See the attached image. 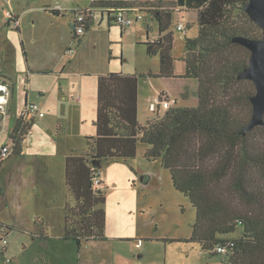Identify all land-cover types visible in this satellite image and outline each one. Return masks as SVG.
<instances>
[{"label": "rangeland", "instance_id": "374dc122", "mask_svg": "<svg viewBox=\"0 0 264 264\" xmlns=\"http://www.w3.org/2000/svg\"><path fill=\"white\" fill-rule=\"evenodd\" d=\"M88 1L0 0V74L9 75L14 86L13 96L10 99L8 94L7 101L3 98L5 92L0 90L3 105V109L0 108V151L7 143L13 145L11 132L27 100L46 99L48 109L46 116L37 118L26 135L27 152L21 155L12 152L0 169L3 189L0 220L21 228L8 232L7 226L0 223V264H43V261L49 264L47 259H51L52 264H226L224 254L212 255L199 243L184 240L191 236L196 208L188 196L175 189L170 173L164 176L162 186L157 181L152 185L144 184L135 172L132 159L102 162V171L107 177L103 207L107 211L108 241H85L79 249L76 240L60 236L63 217L59 209L49 211V193L41 196V200L34 194L38 184L33 185L37 180L33 167L37 161L31 158H35L40 149H44L45 155L50 154L49 146L39 137L57 133V126L49 121L54 118L50 106L55 105L54 99L61 87L78 90L75 98L85 107L84 126L87 128L96 115L94 89L98 74L118 72L139 76L140 121L144 124L163 114L164 109L160 114L151 109L162 91L169 93L172 99L178 96L180 105L197 103V82L183 78L186 70L184 37L198 34L193 10L184 8L175 12L170 27L174 34L175 77L157 78L142 75L160 69L159 56L149 55L144 43L158 35L157 20L145 11L143 19L126 29L115 20L110 26L104 21L75 37L71 9ZM60 9L67 13L66 17L53 15ZM7 12L20 15L18 24L22 33ZM179 22L185 24L184 31L177 28ZM183 82L189 84L182 87ZM6 83L5 78L0 77V86ZM247 88L243 84L236 93L245 94ZM235 105L245 111L241 102ZM250 140L264 146V129L253 130ZM147 147L148 144L139 142L140 153ZM20 173L24 179L19 178ZM231 199L237 198L232 196ZM44 212L51 214L50 222H46L51 232L48 239L33 235V232L38 233L34 215ZM3 238H7V243ZM139 240L143 242L142 248H137ZM140 252L143 256H138Z\"/></svg>", "mask_w": 264, "mask_h": 264}, {"label": "trees", "instance_id": "16d2710c", "mask_svg": "<svg viewBox=\"0 0 264 264\" xmlns=\"http://www.w3.org/2000/svg\"><path fill=\"white\" fill-rule=\"evenodd\" d=\"M247 1L91 0L86 7L89 11L109 13L111 19L117 9L127 8L142 14L148 11L157 20L158 35L144 43L149 55L159 56L160 69L142 75L158 78L175 77L174 34L170 27L176 9L195 10L198 34L184 37L183 78L197 82V103L180 105L176 98L162 115L163 109L158 108L154 112L160 116L141 124L139 76L118 72L100 75L98 132L90 137L96 155L82 177L68 174L77 196V205L72 209L80 217L72 223L67 221L66 238L79 245L85 238L107 239L105 185L95 184L96 163L101 159L134 158L141 142L148 144L145 157L160 160L170 171L174 187L188 196L196 208L191 236L184 240L199 243L212 255L224 254L226 264H264V146L250 140L252 131L264 129V125L241 134L251 117L250 98L256 88L251 80L238 78L248 65L251 52L233 41L237 35L262 36L261 28L243 10ZM87 9L81 23L83 31L90 30L95 20ZM15 19L19 22L20 17L16 15ZM79 25L75 19V34ZM16 27L19 29V24ZM119 81L131 84V90H121L123 82L119 85ZM243 84L248 91L237 94ZM236 102H241L245 111ZM36 119L25 122L18 118L11 132L16 152ZM4 160L0 158V165ZM232 196L237 199L232 200ZM218 245L226 250L218 252Z\"/></svg>", "mask_w": 264, "mask_h": 264}, {"label": "crops", "instance_id": "0c3cea01", "mask_svg": "<svg viewBox=\"0 0 264 264\" xmlns=\"http://www.w3.org/2000/svg\"><path fill=\"white\" fill-rule=\"evenodd\" d=\"M90 3H91V0H89L88 2H85L84 4L78 5L75 8H72L71 9V22L74 23L75 21L73 10H75L76 8L84 9L88 7ZM181 9H184V8L178 7L175 12L177 11L181 12L182 11ZM59 11L60 13H53V15L58 16V17H66L67 15L66 12H62L61 9ZM193 11L196 13L195 21H197V12L195 10ZM129 13L130 15L138 14L137 11H131ZM143 18H144V15H143ZM104 21H107L108 25L110 26L112 22L114 21V19L113 18L111 19V14L109 13L96 12L95 20L92 22L93 24L91 25V27H94L96 24L102 25ZM137 21L138 20H136L135 22ZM149 27L151 26L149 25ZM121 28L126 29L122 26ZM18 30L20 33H22L21 27H19ZM86 32L87 31H84V34H86ZM147 34H148V30H147ZM75 35L79 37L80 34H75ZM153 73H156V72H153ZM100 75H106V74L97 75V85H96V88L94 89L96 93V115H95V118L92 120V123L90 124V126L88 128L84 126L85 125V121H84L85 114H84L83 109L85 107H83L82 105H79V101L77 100V98H75V93H77L78 90H71V88H67V90H64L61 87L59 94L54 99L55 105L50 106V109L53 112L52 114L54 118L49 119V121H53L55 123V125L57 126V133L55 136L53 134L52 136L46 135V136L39 137L40 139H42V142L47 143V145L49 146L50 150L48 153L50 154L45 155L46 153H44V149H40L41 152L38 151L40 153L36 155L35 158H31L37 161L36 166L33 167L37 171V180L33 183V185L38 184L37 189L34 191L35 192L34 194L37 195L39 200H41V198L44 196L46 192L49 193V202H48L49 211L52 213L55 212L57 209L61 211L63 218H62V234L60 236L68 240H73V239L66 238L65 236L66 229H67L66 227L67 221L72 223V221L78 220V218L80 217L79 215H77V212L73 211L72 209L77 205V196L74 192V189L72 188L70 184L68 174H71L74 177H82L85 174L86 169L92 165L93 157L96 155V152L93 146H91L93 144V139H91L90 137L96 136L98 132L96 120L98 116V106H99V77ZM0 77H4L7 82L6 84H1L0 86V90H3L5 92V95L3 98H5V100L7 101L8 97L10 96V99H11V96H13V93H14V89H13L14 86H13L12 78L9 77V75L7 74L4 75V73L0 74ZM62 78L63 77H61L60 79L61 86L63 85ZM161 78H164V77H161ZM122 82L123 81H119V85ZM8 83L11 86L10 87L11 90L10 88H8L9 87ZM126 83H130V82L127 81ZM187 84H189V82H183L182 87H184ZM121 90H131V84H125L123 82ZM137 90H138V118L140 121L139 80H138ZM41 93L43 94L45 98V92L42 90ZM161 93H164L165 95H168V97H170L169 93L165 91H162ZM176 98L178 99L179 97L176 96L175 99ZM1 101L2 99H0V102ZM39 103L42 106V110L45 113L44 115L45 117L46 116L45 110L48 111V109H46L47 100L44 99V101H40ZM76 104L78 106H76ZM140 123L144 124L141 121ZM26 138L27 137L25 136L18 152H16V149L14 148L13 145L11 146L13 153L15 152L17 153V155H21L22 153L27 152L28 145H27V141L25 143V140H27ZM32 148H35V146ZM146 150L140 153L139 143L137 144V154L134 158H130L133 160L135 172L137 173V175L141 176L142 182L144 184H146L147 182H150V185H152L153 183L157 181L158 184L162 186V182L164 181V176L168 175L167 173H170V171L163 167L160 160L147 159L145 157ZM72 158H74V160H72ZM104 160L105 161H115V160H122V159H117V158L101 159L98 163H96L98 165V168L101 169V171H102V162ZM145 163H147L146 166H145ZM31 164H33V162ZM2 166H3V161L0 165V169L2 168ZM42 175H48V177L43 178ZM102 175L104 178V185H106L105 182L107 181V177L104 176L103 171H102ZM23 176H24L23 173L19 174L20 179H24ZM170 176H171V173H170ZM172 183H173V180H172ZM2 191L3 189L0 186V193ZM41 192L43 193L40 194ZM191 205L193 204L191 203ZM34 216H35V223L37 225L38 233L33 232V235L36 238H43V239L50 238L51 232L49 228L47 227L46 222H50L51 214L49 212H44V213H37ZM106 221H107V211H106ZM0 223H4L5 226H7L8 232L9 230H13V229L21 230L20 227L13 225L11 223L5 222V221L0 220ZM106 228L107 227H105V232H106ZM105 235L107 239L100 240V241L109 240V237H107L106 233ZM133 237L139 238V236H133ZM121 238H125V237H121ZM85 241H92V239L85 238L79 245V249L82 248V245H84ZM142 246H143V243L140 247H137V248H142ZM138 256H143V253L140 252ZM42 258L43 260L44 259L46 260V257H42ZM47 260L49 264H52L51 259H47ZM44 262L45 261H43V264H45Z\"/></svg>", "mask_w": 264, "mask_h": 264}, {"label": "water", "instance_id": "95a60500", "mask_svg": "<svg viewBox=\"0 0 264 264\" xmlns=\"http://www.w3.org/2000/svg\"><path fill=\"white\" fill-rule=\"evenodd\" d=\"M243 10L262 30L260 38L245 35L233 37L234 42L244 45L251 52L248 65L239 73L238 78L251 80L256 88L250 98L251 117L241 130V134L245 135L255 127L264 125V0H248Z\"/></svg>", "mask_w": 264, "mask_h": 264}, {"label": "built area", "instance_id": "2783aa9c", "mask_svg": "<svg viewBox=\"0 0 264 264\" xmlns=\"http://www.w3.org/2000/svg\"><path fill=\"white\" fill-rule=\"evenodd\" d=\"M85 9L87 8H76L74 11V16L76 21L80 24L77 27V31L76 34H82L83 31V26H82V22L83 19L85 17ZM90 9H87L88 14L89 15H93L95 16V12H91L89 11ZM6 15H8V17H10L11 19L14 20L13 23H15L16 25L19 23L15 18L16 15L13 12H7ZM143 18V14L139 13L132 16L129 13V10L127 8H119L117 9L114 19L116 21V23H118L120 26L126 28L129 27L131 25H133L135 23L136 20L142 19ZM177 28L180 31L185 30V24L183 22H179L177 24ZM175 103V99H172L170 97H168L165 94L160 93L159 97L156 99L155 102L152 103L151 105V109L153 111H156L158 108L160 109H167L170 108L173 104ZM0 108L3 109V105L0 103ZM0 109V110H1ZM2 111V110H1ZM0 111V116L2 114V112ZM4 112V111H3ZM45 113L42 110V106L39 102L36 101H26L24 107L22 108V110L20 111V114L18 116L19 119L23 120V121H30L33 120L34 118H42L44 117ZM12 153V147L10 144H5L3 145L1 151H0V158L1 159H6L10 156V154ZM104 183V178L102 175V171L100 168H97L96 173H95V184L98 186H101ZM4 243H7V238H3ZM142 241L139 240L137 243V247H140L142 245ZM226 250V248L223 245H218L217 246V251L218 252H224Z\"/></svg>", "mask_w": 264, "mask_h": 264}, {"label": "clouds", "instance_id": "9594fccd", "mask_svg": "<svg viewBox=\"0 0 264 264\" xmlns=\"http://www.w3.org/2000/svg\"><path fill=\"white\" fill-rule=\"evenodd\" d=\"M1 117V116H0Z\"/></svg>", "mask_w": 264, "mask_h": 264}]
</instances>
